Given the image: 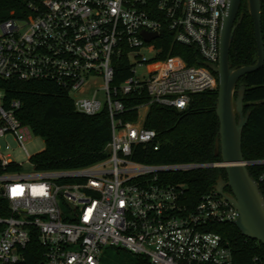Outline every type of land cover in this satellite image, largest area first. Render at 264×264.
I'll return each instance as SVG.
<instances>
[{"label":"built area","instance_id":"built-area-1","mask_svg":"<svg viewBox=\"0 0 264 264\" xmlns=\"http://www.w3.org/2000/svg\"><path fill=\"white\" fill-rule=\"evenodd\" d=\"M229 0H26L0 22V82L50 80L69 91L77 112L106 109V157L79 168L37 169L4 151L33 134L18 118V99L0 87V264H102L105 247L141 255L150 264H238L214 227L233 223L237 208L213 189L195 204L168 171L214 163L148 164L132 158L157 142L144 120L150 103L184 109L193 94L217 89L222 15ZM146 32L156 37L146 39ZM168 43L193 49L171 55ZM145 94L135 120L123 102ZM158 149V145L154 146ZM264 165L263 159L247 161ZM264 184V173L259 175ZM259 183V182H258ZM264 195V186L261 190ZM36 238L41 258L24 249Z\"/></svg>","mask_w":264,"mask_h":264},{"label":"trees","instance_id":"trees-1","mask_svg":"<svg viewBox=\"0 0 264 264\" xmlns=\"http://www.w3.org/2000/svg\"><path fill=\"white\" fill-rule=\"evenodd\" d=\"M26 0H0V22L13 11L24 10ZM261 28L264 41V0H261ZM241 22L236 27L229 61L232 67L253 64L257 58L253 19L248 12L247 0H242L238 15ZM165 51L170 47L171 55H180L193 63L186 54L193 49L181 45L163 44ZM243 84L244 113L249 112L248 122L242 131V153L244 160L264 158V63L258 69L243 75L237 86ZM5 99H18L21 108L17 112L22 123L28 125L33 134L44 140V148L32 156L37 169L79 168L98 162L106 157V144L110 140V118L103 109L95 115L79 113L74 108L69 91L50 80H8L0 82ZM145 94H128L123 98L125 107L131 112L122 115L124 120H135L136 106L147 102ZM217 89L193 94L186 108L163 106L150 103L144 120L146 128L157 133L156 143L138 145L132 158L148 164L214 163L220 162L215 154V139L219 120L215 112ZM250 174L264 184L259 175L264 165H249ZM226 177L220 166H206L187 170L168 171L161 174L168 183L181 186L183 200L190 206L210 192L218 178ZM226 191H230L226 187ZM214 230L228 241L238 264H264V245L243 236L233 223L216 225ZM28 262L41 258L42 247L36 238L30 240L24 249ZM117 250L118 258L132 260L133 264H150L141 255H131ZM121 256V257H120Z\"/></svg>","mask_w":264,"mask_h":264},{"label":"water","instance_id":"water-1","mask_svg":"<svg viewBox=\"0 0 264 264\" xmlns=\"http://www.w3.org/2000/svg\"><path fill=\"white\" fill-rule=\"evenodd\" d=\"M242 0H229L222 15L219 36V57L217 63L207 66L217 75V101L215 112L219 120L218 135L215 139V154L220 155V167L226 177L220 176L214 189L223 194L234 205L239 215L233 221L243 236L259 241L264 245V195L258 181L250 174L242 153V131L248 122L249 112L244 113L245 86H237L238 80L264 63V41L261 28V0H247L248 12L253 19L257 47L255 63L232 67L229 51L233 34L241 22L238 15ZM146 39L156 37L143 32ZM229 187L230 191L225 188Z\"/></svg>","mask_w":264,"mask_h":264},{"label":"rangeland","instance_id":"rangeland-1","mask_svg":"<svg viewBox=\"0 0 264 264\" xmlns=\"http://www.w3.org/2000/svg\"><path fill=\"white\" fill-rule=\"evenodd\" d=\"M43 148L44 140L39 135L35 134H32L31 137L24 142L23 147L18 145L11 138L8 139V144L4 145V151L9 153L14 160L20 162L26 161L27 153L34 155L43 150ZM116 251V248L105 247L101 255L102 264H133L130 259L118 258V256H116Z\"/></svg>","mask_w":264,"mask_h":264},{"label":"flooded vegetation","instance_id":"flooded-vegetation-1","mask_svg":"<svg viewBox=\"0 0 264 264\" xmlns=\"http://www.w3.org/2000/svg\"><path fill=\"white\" fill-rule=\"evenodd\" d=\"M226 189V188H225Z\"/></svg>","mask_w":264,"mask_h":264}]
</instances>
